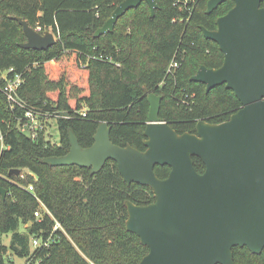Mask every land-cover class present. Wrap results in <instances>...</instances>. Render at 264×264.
I'll return each mask as SVG.
<instances>
[{"label":"trees","instance_id":"obj_1","mask_svg":"<svg viewBox=\"0 0 264 264\" xmlns=\"http://www.w3.org/2000/svg\"><path fill=\"white\" fill-rule=\"evenodd\" d=\"M122 1L0 0V71L12 69L9 78L21 74L18 97L57 116L60 134L54 143L44 128L36 138L22 131L25 111L12 108L0 72V139L5 145L0 152V231L12 233L9 246L0 244V264H13L9 250L26 264H138L149 246L127 229L126 202L153 203V189L128 184L114 160L93 173L88 167L52 165L44 159L70 151V130L81 146L90 147L102 122L111 126L115 144L145 151L150 93L162 97L159 116L179 134L197 133L201 120L227 121L242 107L225 84L207 91L205 84L192 79L201 65H223L224 53L205 37L202 27L217 29V19L234 0L212 12L207 11L209 0H156L154 15L142 1L118 19L113 31L96 36ZM11 16L22 17L42 32L52 30L56 44L46 50L22 47L26 34ZM173 61L178 67L171 68ZM193 159L203 173V160ZM12 168L29 170L37 178L10 174ZM170 171L169 165L155 166L160 178ZM30 183L35 193L21 186ZM1 188L7 190L5 198ZM37 197L65 231L58 229L55 242L31 253V235L47 237L54 227L49 215L36 221ZM22 223H30L28 231H20ZM233 251L236 264H264V250L253 253L247 246H236Z\"/></svg>","mask_w":264,"mask_h":264},{"label":"water","instance_id":"obj_2","mask_svg":"<svg viewBox=\"0 0 264 264\" xmlns=\"http://www.w3.org/2000/svg\"><path fill=\"white\" fill-rule=\"evenodd\" d=\"M147 1L152 15L156 0H124L96 36L113 31L127 10ZM226 0H209L212 12ZM235 5L216 23L202 27L225 55L223 65H201L192 79L209 91L225 84L242 107L221 123L201 120L197 133L179 134L159 116L162 97L150 93L145 129L147 149L122 147L111 140V126L99 124L94 143L83 147L70 130L71 149L63 156L44 159L52 165H78L98 172L109 160L118 164L128 183L150 186L156 201L138 205L128 200L127 229L136 233L149 252L138 264H236L233 248L264 250V6L263 0H234ZM24 48L46 50L56 44L55 33L40 32L20 16ZM194 156L205 163L200 173ZM169 165L166 178L156 165ZM20 168L10 174L19 175ZM3 197L6 188H1Z\"/></svg>","mask_w":264,"mask_h":264},{"label":"built area","instance_id":"obj_3","mask_svg":"<svg viewBox=\"0 0 264 264\" xmlns=\"http://www.w3.org/2000/svg\"><path fill=\"white\" fill-rule=\"evenodd\" d=\"M179 2L180 1H178L177 3H179ZM176 67H178V62L173 61L171 63V68H176ZM11 71H12V69L5 71V72L0 71L1 77L6 81L5 85L2 87V90L5 93V95L7 96L12 108L20 106L25 111L24 112V121L21 124L22 131L26 132L32 138H36L39 134V130H41L42 128H45L47 123L50 120H54L56 122L57 116H54L53 114H51L49 112L39 110L33 106H28L24 101H22L18 97V93H17V90L20 87L22 80H23L22 76H21V74H16L14 78H9L7 74H8V72H11ZM80 114L82 116H86V111L81 110ZM1 141H2V147H1L0 152H2V150L5 147V145L3 144V138L2 137H1ZM27 175H32L35 178H37L33 172H31L29 170L25 171V170L21 169L19 176L21 178H25ZM21 186L25 190H27L31 193H35V187H34L33 183H30L28 185H21ZM37 199L39 200V207L34 212L36 221H42L46 215H49L54 220V227L50 231V233L47 237H45L42 234L41 235H38V234H32L31 235V240H30L31 253L34 252L35 250H38L41 248H48L53 242L56 241L55 232L58 229L64 230L62 223L53 215V213L46 206V204L40 198L37 197ZM0 234H1V231H0ZM0 244H1V241H0ZM24 264H26V259H25Z\"/></svg>","mask_w":264,"mask_h":264},{"label":"rangeland","instance_id":"obj_4","mask_svg":"<svg viewBox=\"0 0 264 264\" xmlns=\"http://www.w3.org/2000/svg\"><path fill=\"white\" fill-rule=\"evenodd\" d=\"M36 29L39 30L40 32H42L39 27H36ZM48 30H50V29H48ZM97 30H96V32H97ZM50 31H52V30H50ZM96 32H95V34H96ZM55 36L58 40V36L56 34H55ZM98 36H100V35H98ZM44 129H45V133H46L47 137L50 138L54 143H58L60 141L59 130H58L54 120H50ZM1 147H2V141L0 139V150H1ZM25 171H27V170L25 169ZM29 226H30V223H22L20 226V231H22V232L28 231ZM11 238H12V233L0 234L1 243L5 244L7 246L10 245ZM7 254H9V259L13 261V264H24V262H25L24 258L17 256L15 253L11 252L10 250L8 251Z\"/></svg>","mask_w":264,"mask_h":264}]
</instances>
